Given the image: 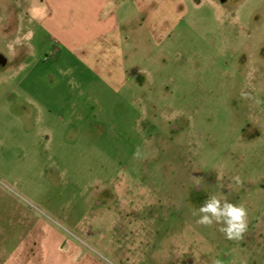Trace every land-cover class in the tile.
Wrapping results in <instances>:
<instances>
[{
  "label": "rangeland",
  "instance_id": "obj_1",
  "mask_svg": "<svg viewBox=\"0 0 264 264\" xmlns=\"http://www.w3.org/2000/svg\"><path fill=\"white\" fill-rule=\"evenodd\" d=\"M34 7L0 0V264H264V0H117L76 49Z\"/></svg>",
  "mask_w": 264,
  "mask_h": 264
},
{
  "label": "crops",
  "instance_id": "obj_2",
  "mask_svg": "<svg viewBox=\"0 0 264 264\" xmlns=\"http://www.w3.org/2000/svg\"><path fill=\"white\" fill-rule=\"evenodd\" d=\"M117 0H41L45 14L31 22L66 48L76 49L112 34L117 28ZM138 1V0H136Z\"/></svg>",
  "mask_w": 264,
  "mask_h": 264
},
{
  "label": "clouds",
  "instance_id": "obj_3",
  "mask_svg": "<svg viewBox=\"0 0 264 264\" xmlns=\"http://www.w3.org/2000/svg\"><path fill=\"white\" fill-rule=\"evenodd\" d=\"M33 19H40L45 14L42 7L31 10ZM200 214L197 223L211 225L214 222L223 223L220 229L228 240H239L247 231V209L217 197L208 198L198 209Z\"/></svg>",
  "mask_w": 264,
  "mask_h": 264
}]
</instances>
